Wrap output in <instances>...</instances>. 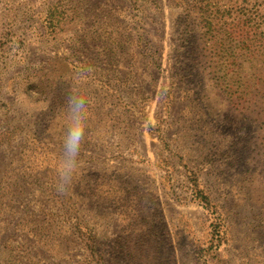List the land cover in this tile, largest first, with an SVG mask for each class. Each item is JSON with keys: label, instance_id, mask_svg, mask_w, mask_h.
Returning a JSON list of instances; mask_svg holds the SVG:
<instances>
[{"label": "rangeland", "instance_id": "obj_1", "mask_svg": "<svg viewBox=\"0 0 264 264\" xmlns=\"http://www.w3.org/2000/svg\"><path fill=\"white\" fill-rule=\"evenodd\" d=\"M0 264H264V0H0Z\"/></svg>", "mask_w": 264, "mask_h": 264}, {"label": "clouds", "instance_id": "obj_2", "mask_svg": "<svg viewBox=\"0 0 264 264\" xmlns=\"http://www.w3.org/2000/svg\"><path fill=\"white\" fill-rule=\"evenodd\" d=\"M90 70V71H89ZM90 67H82L73 73L64 102L66 129L61 142V151L56 171L55 191L64 195L73 188L81 174L80 154L89 127V96L85 89L90 83Z\"/></svg>", "mask_w": 264, "mask_h": 264}]
</instances>
